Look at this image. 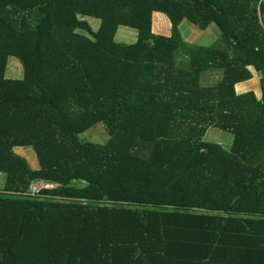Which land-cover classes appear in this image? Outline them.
Listing matches in <instances>:
<instances>
[{"label": "trees", "instance_id": "obj_1", "mask_svg": "<svg viewBox=\"0 0 264 264\" xmlns=\"http://www.w3.org/2000/svg\"><path fill=\"white\" fill-rule=\"evenodd\" d=\"M0 172V264H264V0H0Z\"/></svg>", "mask_w": 264, "mask_h": 264}, {"label": "rangeland", "instance_id": "obj_2", "mask_svg": "<svg viewBox=\"0 0 264 264\" xmlns=\"http://www.w3.org/2000/svg\"><path fill=\"white\" fill-rule=\"evenodd\" d=\"M157 19L159 15H157ZM85 19L90 24L91 28L96 31L100 20L98 18L85 16ZM158 22V20H156ZM158 25V24H157ZM165 25V24H164ZM157 28V27H156ZM159 28V27H158ZM123 29L130 30V34H127L125 32H122ZM158 31L159 29H155ZM179 30L182 35V39L186 40L190 43L194 44H210L216 41L219 35V29L213 22H210L205 28L200 29L192 22L188 21L186 18H183L179 23ZM159 32V31H158ZM114 39L117 41L122 42H130L136 39V29L133 27H123L119 26L114 34ZM5 69V76L7 77H21L23 74V66L21 61L18 58L15 57H8ZM217 70H207L203 72L200 76V82L202 85H208L213 82L214 76L217 74ZM249 89L253 90L258 97H260L259 89H258V77L257 75L253 73V77L249 80V85L247 86ZM84 138L97 142V143H103L106 141L108 134L107 131L103 125L102 122L97 123L95 126L91 127L87 132L82 134ZM81 135V136H82ZM203 139L209 140V141H215L218 143H221L224 147H228V140H229V134L221 129H218L216 127H213L210 125L205 133L203 134ZM19 152L25 154V156L28 158L26 159L29 163V165H33V167H37L38 162L36 159V156L32 150L31 147H19ZM4 180V174L0 172V185L2 184ZM46 183V184H45ZM44 185L49 186V182H35L32 183L35 187L33 189H37L38 185Z\"/></svg>", "mask_w": 264, "mask_h": 264}, {"label": "crops", "instance_id": "obj_3", "mask_svg": "<svg viewBox=\"0 0 264 264\" xmlns=\"http://www.w3.org/2000/svg\"><path fill=\"white\" fill-rule=\"evenodd\" d=\"M155 15L157 14V15H159V17H158V19L156 18V20H158V24L159 25H157V28L154 26V18H153V21H152V28H153V30L155 31V32H166L167 31V24H166V16L164 15V14H162V13H159V12H155L154 13ZM154 14H153V16H154ZM85 18V17H84ZM99 19V18H98ZM159 19H163V21H161V20H159ZM100 20V19H99ZM88 22V21H87ZM100 24V23H99ZM165 24V25H164ZM209 24V23H208ZM207 24V25H208ZM206 25V26H207ZM119 26H123V25H118V27ZM205 26V27H206ZM216 26V25H215ZM99 27V26H98ZM117 27V28H118ZM124 27V26H123ZM125 27H128V26H125ZM159 27V28H158ZM204 27V28H205ZM133 28H135V27H133ZM136 29V28H135ZM155 29H159L158 31H156ZM200 29H203V28H200ZM117 30V29H116ZM122 32H125V33H127V34H130V30H128V29H123L122 30ZM115 34V33H114ZM249 67L252 69L253 67L251 66V65H249ZM253 73L255 74V76L257 75L256 74V72L253 70ZM253 77V76H252ZM251 77V78H252ZM249 80H250V78H249ZM249 80H246V81H243V82H238L237 84H235V90H236V92H238V93H240V92H244V91H248V90H250L249 89V87H247L248 85H249Z\"/></svg>", "mask_w": 264, "mask_h": 264}, {"label": "built area", "instance_id": "obj_4", "mask_svg": "<svg viewBox=\"0 0 264 264\" xmlns=\"http://www.w3.org/2000/svg\"><path fill=\"white\" fill-rule=\"evenodd\" d=\"M34 187H35L34 185H32V186L30 187V189H29V191H28V194H30V195L35 194L36 189H33Z\"/></svg>", "mask_w": 264, "mask_h": 264}, {"label": "clouds", "instance_id": "obj_5", "mask_svg": "<svg viewBox=\"0 0 264 264\" xmlns=\"http://www.w3.org/2000/svg\"><path fill=\"white\" fill-rule=\"evenodd\" d=\"M39 182H40V181H39ZM32 183L35 184V182H31L30 185H29V187H28V191H29L30 187L32 186ZM45 184H46V183H45ZM41 187H46V186L40 184V185H38L36 191H37L39 188H41ZM36 191H35V192H36ZM27 193H28V192H27ZM33 195H34V194H33Z\"/></svg>", "mask_w": 264, "mask_h": 264}]
</instances>
